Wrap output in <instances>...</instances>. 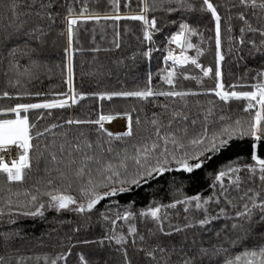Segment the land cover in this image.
Masks as SVG:
<instances>
[{"label": "trees", "instance_id": "obj_1", "mask_svg": "<svg viewBox=\"0 0 264 264\" xmlns=\"http://www.w3.org/2000/svg\"><path fill=\"white\" fill-rule=\"evenodd\" d=\"M8 0H0V10L7 11ZM72 0H58L57 6L53 11L59 12L52 30L49 33L45 45L41 52V59L44 68L39 71L38 78L28 80L21 78V83L16 87L7 84L6 79L0 75V90H7L10 93H32V95H23L20 97L0 98V109L14 106L17 103H42L45 100L54 98H65L60 94L71 95L68 84V52L69 40L66 32L64 17L67 15V3ZM214 4L225 5L219 7L218 11L222 16L221 20V44L219 49L216 45L215 19L211 13L206 11H182L179 13L166 14L157 10L149 12L148 18H157L156 27L159 31L153 32L151 41L145 36L146 26L142 21L131 19L88 20L79 22L74 28V36L71 44L72 55V81L71 86L77 94L78 103L65 107L63 109H33L26 113L30 123H35L34 132L44 131L50 128L52 124L59 127L45 132L44 136L33 143H38L41 150L45 144L54 148L63 143L65 139L70 142H77L76 137L80 133L88 135L89 140L100 142L106 141V135L97 133L96 125H76L66 124L67 120H96L99 115H124L131 114L133 118L136 135L124 140H112V146L117 150L124 147L128 152H133V145L150 143L152 138L151 125L149 120L153 113L164 112L160 107L163 104L170 106V111L181 110L189 114L190 120L197 119L196 125L189 126L190 135L203 130L205 123L208 126L209 133L219 131V122L215 125L213 119L220 115L231 116L233 120H249L254 115L255 110L245 111L247 102L245 100H232L222 102L210 91L215 89L216 85L222 82L225 91H252L251 85L258 83L257 72L264 70V56L259 53L250 56L248 54L249 46L240 45L238 37L239 28L242 23L235 19L238 8H231V3L236 0H212ZM85 5L90 13L100 16H133L139 15L142 9V0H119L118 9H114L110 0H85ZM200 0H196V7L199 8ZM78 13L81 10L80 0L74 4ZM231 13L233 19L229 23L223 17ZM176 23H170V21ZM187 23L195 30V35L185 33L187 42L195 45L193 48H187L184 43V52L186 56L197 59L202 68H197L191 64H175L171 60H166V49L168 41L172 36L180 31L179 24ZM151 31V29H149ZM63 33V34H62ZM247 38H255L247 34ZM119 47H116V43ZM96 49H99L97 51ZM197 49L202 51V55L197 56ZM147 53H150L148 55ZM219 54L224 59L219 60ZM21 63L24 60L21 59ZM175 67L176 77L174 85H168L165 77L168 71ZM211 68L212 72L208 76L203 75V69ZM219 71L220 76L216 73ZM184 77H195L196 79H185ZM235 85L234 89H230ZM151 87L154 91H192L200 93L197 96H188L185 98L171 97H153L149 100H140L135 97H113L112 100L100 99L94 93H111L117 91H135L144 90ZM35 93H42L37 96ZM78 94H85L84 100H79ZM213 102V103H210ZM71 104V101H69ZM212 108L214 115L204 121L205 110ZM50 113V114H49ZM25 115V113H21ZM139 117L140 123L135 121ZM0 118H14L12 114L4 116L0 112ZM105 126V125H104ZM127 116H116V125L114 128L106 127L113 133H120L126 130ZM55 141V145L51 142ZM107 146V145H105ZM191 151V149H189ZM258 155L264 158V143L256 149ZM179 154V150H177ZM253 140L245 137L239 140H233L230 146L220 153L211 154L210 159L200 169H195L192 173L184 172L180 166L172 161L170 167L173 169L148 183H142L139 187L131 185V190L118 194L112 198H106L96 205L90 212L79 213L71 210H59L45 207L43 216H24L14 213L12 219L15 223H8V216L0 221V234L18 233L8 243L0 240V254L7 255L12 264H16L19 257H24L23 264H49V261L60 254H67L69 249L71 254L67 260H60L57 264H81L79 256L81 254L89 261V264H121L122 257L116 251L119 247L113 241H107L101 246L96 241L103 240L108 235H119L121 233L131 236L127 232L129 223H134L140 232L146 233L148 229H154V222L150 218L145 219L137 216L135 220L125 222L118 220L115 225L111 219L119 212L123 214L125 209H131L139 213L147 210L150 206L168 205L175 200H183L185 197L201 195L207 198L213 195H220L221 185L215 181V176L220 170L227 166L238 167L241 171L238 173L245 178L248 173L244 171L245 165H254L252 160ZM111 158L112 153H106ZM155 163V161H151ZM45 174L37 172L35 166L33 172L22 184H12L13 192L23 193L26 189L35 191L34 186L44 190L40 182L41 177ZM55 173H53V176ZM234 178V177H233ZM216 184V187H212ZM127 186V185H126ZM224 186L229 190L228 199L232 200L229 204L221 195L220 202L210 201L205 209H195L190 205H178L175 209L165 208L162 212L168 213V219L164 221L166 227L181 226L185 223L194 224V227L188 228L182 233L175 234L173 237H162L165 242H184L187 246L192 247L195 241V247L210 248L213 245H221L229 249L225 256L238 254L244 246H235L229 248V240L233 238L234 233L226 226L233 221L230 217L238 210H241L238 192L228 177L224 178ZM258 185L247 184L242 187L257 188ZM0 187L5 189L4 195L7 194L9 185L0 176ZM106 189H100L105 191ZM71 194L76 196L78 201L81 196L76 191L75 185ZM16 199L15 197H13ZM24 200V196L19 197ZM47 197H41V202H46ZM235 205V206H233ZM188 208V211H185ZM224 208L227 215L220 216L219 219L212 221L209 225L200 226L196 221L204 218L206 215H219L220 209ZM22 211L34 210L32 206L21 209ZM104 216L110 219L105 220ZM257 233H264V224L256 227ZM217 233H220L217 236ZM187 237L186 240L184 238ZM89 241L90 243H84ZM253 243H264V241H248L247 247H252ZM194 250V249H193ZM47 257L48 260L44 258ZM129 257L133 259V264H143L140 258L134 255L133 249L129 248ZM216 259H219L217 257ZM222 264V262H221Z\"/></svg>", "mask_w": 264, "mask_h": 264}, {"label": "snow or ice", "instance_id": "obj_2", "mask_svg": "<svg viewBox=\"0 0 264 264\" xmlns=\"http://www.w3.org/2000/svg\"><path fill=\"white\" fill-rule=\"evenodd\" d=\"M58 0H8L7 11L0 10V75H2L7 84L16 87L21 83V78L32 80L38 78V73L44 68L41 52L48 43L47 37L55 24L59 12L53 11L57 6ZM76 0L67 3V15L64 17L66 32L69 40V48L65 49L68 55V84L71 95L60 94L65 98H54L45 100L42 103H17L14 106L0 109L4 116L12 114L14 118H0V176H3L5 182L9 185L7 194L4 195L5 189L0 187V221L8 216V223H15L11 218L14 213L24 216H43L45 207L59 210H71L79 213L90 212L102 200L115 197L118 194L131 190L130 186L139 187L142 183L146 184L149 180L155 179L173 169L170 167L172 161H175L184 172L192 173L195 169H200L204 163L210 159L211 154L220 153L226 150L233 140L243 139L245 137L253 140L252 160L254 165H245L244 171L248 173L242 178L238 173L241 171L238 167L227 166L220 170L215 176V181L222 186L220 195H213L203 198L201 195L185 197L183 200L177 199L168 205L150 206L147 210L139 213L132 211L130 208L125 209L123 214L119 212L111 219L113 225L118 220L133 221L137 216L154 222V229L150 228L146 233H141L134 223H129L126 234L108 235L103 240L95 243L101 246L107 241L109 244L113 241L119 247L116 251L122 257L121 264H133V259L129 257V248L134 251V255L143 264H264V243H253L252 247H247L248 241H264V233H257L256 227L264 224V158H261L256 149L264 143V70L257 72L258 83L251 85L252 91H225L222 82L216 85L215 89L210 91L222 102L232 100H245L247 106L245 111L255 110L254 115L249 120L235 119L231 116L220 115L213 119L215 125L219 122V131L209 133L205 123L203 130L194 135H190L189 126L196 125L197 119H191L189 114L183 109L169 110L168 104L160 107L164 109L162 114L153 113L149 120L152 130L150 143L133 145V152L129 153L128 148L117 151L112 146V140H124L136 135L131 114L127 116L126 130L120 133H113L104 126L105 121H112L116 118L114 115H99L96 120H67L66 124L72 125H96L97 133L106 135L108 138L103 143L99 140L91 141L88 135L80 133L76 137L75 143L65 141L54 148L45 144L41 150L38 143L34 140L43 137L45 132L59 127L52 124L50 128H45L43 132L35 129V123H30L26 113L33 109H63L78 103L77 94L71 86L72 81V55L71 44L74 36V28L79 22L88 20H120L131 19L142 21L146 26L144 36L151 41L153 32L159 31L156 27L157 18H148V13L162 11L166 14L179 13L182 11H206L211 13L215 19L216 45L219 49L221 44V20L222 16L218 11L219 7L227 9V4H214L212 0H200L199 8L196 7V0H142V9L139 15L121 16H100L90 13L85 5V0H80L81 10L77 13L74 7ZM114 9H118L119 0H110ZM231 8H238L235 19L242 23L239 28L238 43L247 44L248 54L253 56L257 53L264 56V0H236L231 3ZM224 19L229 23L233 19L231 13H227ZM170 23H176L172 20ZM151 29V31H149ZM180 31L172 36V41L181 48L179 56L168 52L166 60H171L175 64H188L189 62L197 68H202L197 59L184 55V43L187 48H193L190 42L185 39L182 43L181 38L185 33L195 35L196 32L187 23L179 24ZM63 34V33H62ZM247 34L253 37L258 36L259 41L255 38H247ZM120 45L117 42L116 47ZM99 51V49H96ZM150 55V53H147ZM202 51L197 49V56L202 55ZM219 60L224 56L219 54ZM21 59L24 63H21ZM212 72L211 68L203 69V75L208 76ZM217 76L221 73L217 71ZM176 77L175 67L168 71L165 80L168 85H174ZM185 79L195 77H184ZM236 86L231 85L230 89ZM200 93L192 91H154L151 87L144 90L135 91H117L111 93H94L100 99L112 100L113 97H135L140 100H149L153 97H171L185 98L188 96H197ZM23 95H32V93H10L7 90H0V98L20 97ZM40 96L42 93H35ZM79 100H84L85 94H78ZM71 101V104L69 103ZM213 103V102H210ZM25 115H21V113ZM206 115L203 120L208 121L209 117L214 115L213 109L205 110ZM50 114V113H49ZM136 124L140 123L137 117ZM55 145V141L51 142ZM107 145V146H105ZM13 147L19 154L16 158L5 160V155ZM191 149V151L189 150ZM179 150V154H177ZM106 153H112L111 158ZM151 161H155L152 163ZM37 172H43L40 182L44 190L34 186L35 191L26 189L23 193L13 192L12 184H22L25 179L33 172V167ZM53 173L55 175L53 176ZM228 177L233 188L242 192L239 195L241 210L236 211L230 219L233 221L230 228L234 233L233 238L229 240V248L235 246H244L238 254L228 253L229 249L222 245L217 247L213 245L210 248L195 247L193 241L192 247L187 246L184 242H165L162 237H173L175 234L182 233L188 228L194 227V224L185 223L183 227L171 226L166 227L164 221L168 219V213L162 212V209H175L178 205H190L195 209H205V206L212 200L220 202L221 195L229 204L232 200L228 199L229 190L224 186V178ZM234 177V178H233ZM258 185L257 188L242 187L247 184ZM79 192L81 200L71 194L73 186ZM127 185V186H126ZM212 187H216L213 184ZM106 189L100 191V189ZM23 195L24 200L19 197ZM15 197L16 199H14ZM41 197H47L46 202H41ZM32 206L34 210L22 211L21 209ZM235 206V205H233ZM188 211V208H185ZM222 215H227L224 208L220 209L219 215H206L196 221L200 226L209 225L212 221L217 220ZM109 220L108 216H104ZM18 233H2L0 240L5 244L18 236ZM220 233H217L219 236ZM187 237L184 238L186 240ZM84 243H90L84 241ZM194 249V250H193ZM71 254L69 249L67 254H60L49 261V264H57L60 260H67ZM219 257V259H216ZM48 260L47 257L44 258ZM81 264H89V261L83 254L79 256ZM24 257H19L16 264H23ZM0 264H12L7 255L0 254ZM104 264H107L105 261Z\"/></svg>", "mask_w": 264, "mask_h": 264}, {"label": "bare ground", "instance_id": "obj_3", "mask_svg": "<svg viewBox=\"0 0 264 264\" xmlns=\"http://www.w3.org/2000/svg\"><path fill=\"white\" fill-rule=\"evenodd\" d=\"M113 122H114V119L112 121H105L104 123H106V125L113 126L114 124ZM0 154H3V153H0ZM18 154H19L18 150L15 147H13L7 154H4L5 160L10 161V159L16 158Z\"/></svg>", "mask_w": 264, "mask_h": 264}, {"label": "rangeland", "instance_id": "obj_4", "mask_svg": "<svg viewBox=\"0 0 264 264\" xmlns=\"http://www.w3.org/2000/svg\"><path fill=\"white\" fill-rule=\"evenodd\" d=\"M184 39V37H182L181 38V41H182V43H183V40ZM169 44H172V45H174L176 48H177V50H178V52H176V53H174V52H172L173 53V55H175V56H179L180 54H181V48H180V46L179 45H177L175 42H173L172 40H170V41H168V43H167V45L165 46V49H166V56L165 57H167V55H168V45ZM68 55H69V53H68ZM184 55L186 56V54H185V52H184ZM114 116H120V115H114ZM114 121H115V119H114ZM114 123V122H113ZM115 124V123H114ZM114 124H113V126H114ZM104 125L106 126V127H109V128H114V127H111V126H109V125H106V123H104Z\"/></svg>", "mask_w": 264, "mask_h": 264}, {"label": "built area", "instance_id": "obj_5", "mask_svg": "<svg viewBox=\"0 0 264 264\" xmlns=\"http://www.w3.org/2000/svg\"><path fill=\"white\" fill-rule=\"evenodd\" d=\"M167 49H168V51H171L174 53L178 52L177 48L172 44H169Z\"/></svg>", "mask_w": 264, "mask_h": 264}, {"label": "crops", "instance_id": "obj_6", "mask_svg": "<svg viewBox=\"0 0 264 264\" xmlns=\"http://www.w3.org/2000/svg\"><path fill=\"white\" fill-rule=\"evenodd\" d=\"M120 116H123V117H125L126 115L124 114V115H120ZM114 126L116 125V118H115V121H114ZM114 126H111V127H114Z\"/></svg>", "mask_w": 264, "mask_h": 264}, {"label": "water", "instance_id": "obj_7", "mask_svg": "<svg viewBox=\"0 0 264 264\" xmlns=\"http://www.w3.org/2000/svg\"><path fill=\"white\" fill-rule=\"evenodd\" d=\"M109 198H112V197H109Z\"/></svg>", "mask_w": 264, "mask_h": 264}]
</instances>
